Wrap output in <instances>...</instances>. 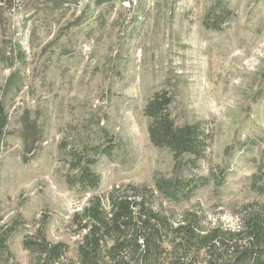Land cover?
Instances as JSON below:
<instances>
[{
    "label": "rangeland",
    "instance_id": "1",
    "mask_svg": "<svg viewBox=\"0 0 264 264\" xmlns=\"http://www.w3.org/2000/svg\"><path fill=\"white\" fill-rule=\"evenodd\" d=\"M0 86V232L14 264H33L24 243L40 231L76 264L75 213L115 186L207 179L189 202L158 201L201 205L227 227L236 205L264 204V0H0ZM158 91L177 126L211 134L196 169L150 140ZM73 154L93 162L97 189L69 184Z\"/></svg>",
    "mask_w": 264,
    "mask_h": 264
},
{
    "label": "trees",
    "instance_id": "2",
    "mask_svg": "<svg viewBox=\"0 0 264 264\" xmlns=\"http://www.w3.org/2000/svg\"><path fill=\"white\" fill-rule=\"evenodd\" d=\"M212 28L220 30V26ZM171 104L166 91L156 92L149 100L145 114L150 119V140L157 148L172 151L176 168L188 156V165L196 169L206 157L211 134L202 122L177 126ZM9 136V113L0 86V158ZM82 160L73 154L71 168L76 174L68 182L82 190H95L100 176L92 170L93 162L88 159L82 166ZM208 183L203 178L161 177L154 188L121 185L103 196H93L74 216L73 224L83 234L76 264H264V204L236 205L231 213L236 225L227 227L219 219L211 221L213 217L201 205L176 212L157 198L160 194L189 202ZM24 246L33 264H74L68 256L69 246L50 242L44 231ZM13 261L7 234L0 232V264Z\"/></svg>",
    "mask_w": 264,
    "mask_h": 264
}]
</instances>
